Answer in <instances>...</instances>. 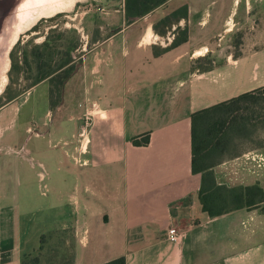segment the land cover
Here are the masks:
<instances>
[{
	"label": "crops",
	"instance_id": "crops-1",
	"mask_svg": "<svg viewBox=\"0 0 264 264\" xmlns=\"http://www.w3.org/2000/svg\"><path fill=\"white\" fill-rule=\"evenodd\" d=\"M122 1L127 24L108 37H80L65 100L53 107L47 90L24 133L1 132L0 264H25L58 228L74 231L73 264L119 256L127 264H264V203L211 215L200 198L203 174L192 168V114L264 85V0H169L132 22ZM183 6L187 15L172 29L155 30ZM186 25L189 39L163 51ZM217 37H244L246 49L195 68L198 58L221 57ZM45 82L1 106L4 130L22 122ZM253 153L264 146L215 164L217 182L264 187Z\"/></svg>",
	"mask_w": 264,
	"mask_h": 264
},
{
	"label": "trees",
	"instance_id": "trees-1",
	"mask_svg": "<svg viewBox=\"0 0 264 264\" xmlns=\"http://www.w3.org/2000/svg\"><path fill=\"white\" fill-rule=\"evenodd\" d=\"M169 0H125L126 17L132 22L154 11ZM188 7L183 6L169 13L154 24L156 31L160 24L170 28L172 24L185 16ZM187 15V14H186ZM55 16L41 18L27 34L37 31L44 21ZM181 36L176 35L172 43L163 51L189 39L188 25L178 26ZM51 27L45 33V39L37 42L34 36L26 39L20 36L10 51L8 83L4 90L5 102L17 99L31 88L48 79L51 83V104L56 106L62 101L66 82L76 70V57L73 50L80 46V37H76L67 46L58 43ZM67 42V41H66ZM160 52L157 51V54ZM210 64L202 65L201 58L194 67L201 71L214 67L211 56L206 55ZM136 144H147L144 140L134 139ZM253 144L257 149L264 146V85L245 91L230 99L218 102L192 114V168L195 173L203 174L200 198L203 209L211 215H220L239 208H257L264 203V187L260 183L252 185L229 186L217 182L213 167L223 158L236 154L245 144ZM245 147V146H244ZM26 264V261H25ZM102 264H127L125 256H119Z\"/></svg>",
	"mask_w": 264,
	"mask_h": 264
},
{
	"label": "rangeland",
	"instance_id": "rangeland-1",
	"mask_svg": "<svg viewBox=\"0 0 264 264\" xmlns=\"http://www.w3.org/2000/svg\"><path fill=\"white\" fill-rule=\"evenodd\" d=\"M11 0H4L3 5L0 7V17L2 16V11L4 7L9 4ZM123 1L122 0H77L74 5L66 10L56 13L53 20L44 21L41 27L34 31L31 35L22 33L23 38H30L34 36L37 42L43 41L45 38V33L53 27L54 35H61L63 37H53L57 38L58 43L69 44L71 40L73 41L76 37H108L118 28L121 27V24L124 22L127 24V20L123 18ZM51 17V16H48ZM149 21V19H148ZM147 21V22H148ZM168 26L160 24L159 30H168ZM174 26L170 27L172 29ZM177 31V30H176ZM123 33V32H122ZM127 32L120 35V37H125ZM177 35L181 36V29L177 31ZM244 37H217L213 40L212 46L221 51V57L211 56V61L213 64L216 62H223L226 58L222 55H225L228 51H234L235 54L240 53L242 50L246 49L245 43L243 44ZM67 39V40H66ZM67 41V42H66ZM12 48V47H11ZM11 49L9 50L10 53ZM9 57V63L10 56ZM80 61V60H79ZM202 65L210 64L209 58L207 56L201 58ZM7 66V70L3 69L4 59L3 56L0 58V105L5 102L4 90L8 83V70L10 68ZM77 68V64H76ZM49 82L43 83L36 91V94L33 96L30 105L26 104L23 106L21 111L22 122L18 120L12 126L5 128L4 125L0 123V136L1 132L5 131L11 133L15 131L14 129H19L20 133H24L28 111L32 107V104L36 100H39L41 95L45 94L47 90L51 94V89H49ZM20 101H25L27 99L26 93L21 95ZM62 101L65 100L63 95ZM61 101V102H62ZM77 104V102H76ZM1 109V106H0ZM13 146L17 143L16 140L10 142ZM3 144V141L0 139V145ZM245 146V147H244ZM243 148L253 149L254 145L249 143L245 144ZM44 182H41L43 189H46ZM45 241L43 246L37 251V256H32L27 258L26 264H73L74 262V231L72 228H58L52 231L49 235L45 236Z\"/></svg>",
	"mask_w": 264,
	"mask_h": 264
},
{
	"label": "bare ground",
	"instance_id": "bare-ground-1",
	"mask_svg": "<svg viewBox=\"0 0 264 264\" xmlns=\"http://www.w3.org/2000/svg\"><path fill=\"white\" fill-rule=\"evenodd\" d=\"M77 0H11L0 17V58L5 70L9 50L22 33L31 29L41 18L71 8Z\"/></svg>",
	"mask_w": 264,
	"mask_h": 264
},
{
	"label": "built area",
	"instance_id": "built-area-1",
	"mask_svg": "<svg viewBox=\"0 0 264 264\" xmlns=\"http://www.w3.org/2000/svg\"><path fill=\"white\" fill-rule=\"evenodd\" d=\"M249 159L256 162L257 166L260 168L264 166V154L263 153H253L249 156ZM169 238L173 241H179L181 239V233L175 227H171L169 230Z\"/></svg>",
	"mask_w": 264,
	"mask_h": 264
},
{
	"label": "flooded vegetation",
	"instance_id": "flooded-vegetation-1",
	"mask_svg": "<svg viewBox=\"0 0 264 264\" xmlns=\"http://www.w3.org/2000/svg\"><path fill=\"white\" fill-rule=\"evenodd\" d=\"M3 3H4V0H0V7L3 5ZM8 6V4L4 7V9H3V11H2V15H3V13L5 12V9H6V7ZM22 35V34H21ZM20 35V36H21ZM13 48V47H12ZM11 48V49H12ZM9 56H10V53H9Z\"/></svg>",
	"mask_w": 264,
	"mask_h": 264
}]
</instances>
